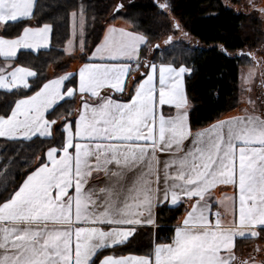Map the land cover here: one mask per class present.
<instances>
[{
	"label": "snow or ice",
	"instance_id": "snow-or-ice-1",
	"mask_svg": "<svg viewBox=\"0 0 264 264\" xmlns=\"http://www.w3.org/2000/svg\"><path fill=\"white\" fill-rule=\"evenodd\" d=\"M134 6L121 0L111 17ZM36 7V0H0V90L19 97L0 114V138L50 141L34 170L0 201V264H264V257L257 259L264 247L257 245L247 259L234 251L236 237L264 239V118L233 117L193 133L184 90L192 69L149 61L137 82L146 33L134 22L129 29L109 24L89 48L83 0L67 5L71 11L59 18L69 29L62 51L71 56L78 44L84 60L78 73L59 74L28 95L29 78L37 73L16 64L17 54L50 49L58 26L28 23ZM154 7L157 16L173 10L170 0H154ZM247 7L264 19L255 0ZM173 42L172 36L164 41ZM77 96L75 111L46 118L58 102ZM164 106L175 114L165 115ZM9 159L0 163L7 166ZM94 179L104 186L85 188ZM221 184L236 193L227 227L220 213L211 212V191ZM182 198L195 202L170 243L153 242L143 255L105 254L131 245L139 227L156 224L157 209L175 207Z\"/></svg>",
	"mask_w": 264,
	"mask_h": 264
},
{
	"label": "trees",
	"instance_id": "trees-1",
	"mask_svg": "<svg viewBox=\"0 0 264 264\" xmlns=\"http://www.w3.org/2000/svg\"><path fill=\"white\" fill-rule=\"evenodd\" d=\"M112 2L113 0H83L88 9V21L93 15L96 20H103L102 23L107 25L122 21L132 27L134 22L138 31L146 33L149 43L157 41L160 35H175L172 44H164V48L159 45L161 51H155L153 60L159 63L163 61L174 62L175 65L183 64L192 69L191 74L184 80L190 104L189 120L192 130L203 128L239 107V69L256 62L249 50L258 44L260 37L259 22L253 16L236 9L240 0H170L173 10L164 16L155 15L157 9L154 7V0H133L134 7L127 8L115 18L105 20ZM36 3V19L28 23L35 24L39 20L40 23L55 22L58 26L50 49L39 54L20 52L17 55L16 64L37 73L30 82L32 91L27 92L28 95L33 94L51 77L48 73L50 69L55 76L68 68L70 62L62 50L69 39V29L66 24L60 25L59 18L65 15V11H71L67 5H79L81 0H36ZM176 24L179 25L178 28L175 27ZM104 27L87 30L89 48L98 43ZM189 40L196 41V44L190 46ZM221 46L226 52L221 50ZM134 75L138 80L135 72ZM128 84L131 90V78ZM17 98V95L0 91V114L10 110ZM78 100L79 96L75 100L66 99L60 102L46 118L53 120L62 117L68 109L75 111ZM55 131L56 140H59V128ZM48 143L50 141L43 138L15 143L0 139V162L5 157L10 158L7 166L0 163V201L17 188L29 170H34L37 157L43 156ZM184 210L182 203L175 207L166 205L157 209L154 230L149 227L139 228L131 245L106 250L105 254L143 255L150 251L153 242L169 243ZM248 243L250 242L238 241L236 249ZM238 258L247 259L241 256Z\"/></svg>",
	"mask_w": 264,
	"mask_h": 264
},
{
	"label": "crops",
	"instance_id": "crops-1",
	"mask_svg": "<svg viewBox=\"0 0 264 264\" xmlns=\"http://www.w3.org/2000/svg\"><path fill=\"white\" fill-rule=\"evenodd\" d=\"M249 0H240V4L239 6L236 8L237 10L239 11H243V12H247V11H251L253 12L254 10L250 7H247V4H248ZM255 4L258 6V7H264V0H255ZM119 23H123V24H127L130 28H131V25H129L128 23L126 22H122V21H119L118 23L116 22L115 24L114 23H111V25L117 27V28H120V25ZM109 25V24H108ZM107 25V26H108ZM105 26L104 29L107 27ZM122 27V26H121ZM104 29L100 35V39L103 37V34H104ZM94 47V46H93ZM41 51H46V50H41ZM40 51V52H41ZM20 52H30V50H20L18 52V54ZM31 53V52H30ZM79 49H76V51L74 53H72L71 56L65 54V56L68 58L69 60V66L68 68L64 71V72H61L60 74L62 73H65V72H73V73H78V69L79 67L81 66V64L84 62V60L81 58V56H79ZM143 53H145L143 55ZM17 54V55H18ZM35 54V53H34ZM155 62L157 64H159V62H156L153 60V56H149L147 55V44L142 46V55L140 56V62H141V67H140V71L139 72H135L136 76L138 77V80L137 82H139V79L142 78V73L146 70L144 68V64L147 63V62ZM5 63L4 61V58L3 57H0V65H3ZM175 66H179V65H175ZM133 69H135V65L133 64L132 65ZM245 67H241L240 69H243ZM255 69H257L256 67H254ZM239 69V71H240ZM32 70V69H31ZM33 71V70H32ZM50 74V78L49 79H53L55 78L57 75L53 76L52 73H53V70L50 69L49 72ZM188 75V73L185 74V77ZM185 77H184V80H185ZM78 79V76L76 77ZM34 78H29V83L33 80ZM48 79V80H49ZM46 82V81H45ZM42 86V85H41ZM40 86V87H41ZM130 88V85L128 84V89ZM238 89H239V107L237 109H235L234 111L226 114L225 116H223L222 118L210 123L209 125L203 127V128H200V129H197V130H192L193 133L197 132V131H200V130H203L205 128H208L210 125H212L213 123L217 122V121H220V120H228L230 118H233V117H239V116H246V115H256V116H260L261 118H264V104L262 103H258L257 102H254L255 104V108L253 107V104L249 103V100L251 99H248L249 97L245 94V95H241V91H240V86H239V74H238ZM184 90H185V85H184ZM1 92H6L4 90H0ZM186 92V90H185ZM32 95V94H31ZM187 95V94H186ZM78 97V96H77ZM188 98V97H187ZM62 102V101H61ZM189 102V100H188ZM60 102H58L59 104ZM57 104V105H58ZM14 106V103L13 105ZM56 105L53 106V108L55 107ZM80 105H79V100H78V103H77V107L78 108ZM52 108V109H53ZM189 108H190V104H189ZM50 109L46 115L52 110ZM163 111L165 113V115H167L170 111L172 114H175V110L174 109H169L168 106H164L163 108ZM2 140H4L3 138H0ZM160 156L162 158H166L164 156L163 153L160 154ZM26 178V176L24 177V179ZM23 179V180H24ZM23 180L21 181V183L23 182ZM19 183V185L21 184ZM18 185V186H19ZM17 186V187H18ZM95 187L97 190L99 189V187H102L104 186L100 180H91L90 181V184L88 185H85V188H88V187ZM236 195L235 193V190L233 189L232 186L230 185H217L212 191H211V204H212V207H211V212L212 213H220V217L224 223V225L227 227V226H230L232 224V221H233V204H234V200H233V197ZM195 201H188L187 198H182L181 201L178 203L179 204H183L185 206V210H184V213L182 214V216L179 218L178 222H182V219L184 218L186 212L189 210V206L191 203H194ZM213 223H215V216L213 215H210L209 217ZM177 225V224H176ZM144 227H149V228H152L153 230L156 228V225L154 226H142V227H139V228H144ZM138 228V229H139ZM175 229V227H174ZM173 235H174V230H173ZM261 236L264 237V232L261 233ZM238 241H248L250 243L248 244H245V246H243L242 248H237L236 249V243ZM171 242V241H170ZM169 242V243H170ZM234 244H235V248H234V251L236 252V255L237 257L238 256H241V257H248L250 253H252V250L257 246L259 245L260 247H264V239H254V238H241V237H236L235 240H234ZM125 255H128V254H125ZM135 255V254H134ZM264 257V253H261L259 256H257V259L259 260L260 258ZM244 259V258H243Z\"/></svg>",
	"mask_w": 264,
	"mask_h": 264
},
{
	"label": "rangeland",
	"instance_id": "rangeland-1",
	"mask_svg": "<svg viewBox=\"0 0 264 264\" xmlns=\"http://www.w3.org/2000/svg\"><path fill=\"white\" fill-rule=\"evenodd\" d=\"M120 2H121V0H113L111 6H109V9L106 12L107 15L105 17V20H108V19L111 18V13H112V10H113V6L115 4H117V3H120ZM128 2H129V0H123V3H125V4L128 3ZM243 13L245 15L253 16L259 22L260 37H259V40H258L259 41L258 44L255 47H253V48H251L249 50L253 54L254 60L256 59L257 64L254 61V63L252 65H250L248 67H245L243 69H240V71H239L240 91H241V95H245L246 94L249 97L248 99H251V101H254V102L258 101L259 103L264 104V19H262L260 17V14H259L258 11L251 12L249 10V11L243 12ZM90 15H89V17H90ZM87 17H88V15H87ZM91 17H95V16L91 15ZM102 22H103V20L100 22V21L96 20V18H95V20H93V18H91L90 21H88V19H87L86 32H87L88 29L89 30H93L94 27L102 28L103 26H107V24H104ZM119 25H120V28H125V29H129L130 28L127 24L119 23ZM96 31L97 30H95V32ZM85 34H87V33H85ZM167 37H168L167 34L160 35V37H159V39L157 41L148 43L147 44V55H149V56H153L154 55L155 52H153L152 49L155 48V44L160 45V46H162V48H164L165 47L164 46V44H165L164 41H165V39ZM172 37H173V40H174L175 35L172 34ZM100 40L101 39L99 38L98 43L100 42ZM188 43L191 46V45L196 44V41L189 40ZM76 49H79L78 44H77V48ZM159 51H161V49ZM254 67H256L257 69H255ZM250 71L252 72V75L250 77V82L249 83H245V78L248 76Z\"/></svg>",
	"mask_w": 264,
	"mask_h": 264
},
{
	"label": "water",
	"instance_id": "water-1",
	"mask_svg": "<svg viewBox=\"0 0 264 264\" xmlns=\"http://www.w3.org/2000/svg\"><path fill=\"white\" fill-rule=\"evenodd\" d=\"M157 44H155V46H156Z\"/></svg>",
	"mask_w": 264,
	"mask_h": 264
}]
</instances>
